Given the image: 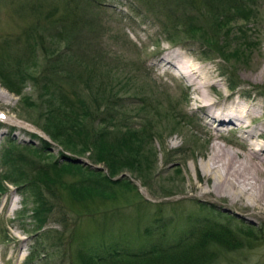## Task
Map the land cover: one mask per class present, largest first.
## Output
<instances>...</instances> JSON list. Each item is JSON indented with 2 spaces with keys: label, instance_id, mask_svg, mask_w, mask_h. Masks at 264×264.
Returning <instances> with one entry per match:
<instances>
[{
  "label": "rangeland",
  "instance_id": "1",
  "mask_svg": "<svg viewBox=\"0 0 264 264\" xmlns=\"http://www.w3.org/2000/svg\"><path fill=\"white\" fill-rule=\"evenodd\" d=\"M62 3L0 0L2 61L22 64L12 76L19 94L0 84V264H70L80 243L101 250L111 245L138 249L144 229L157 224L152 215L158 210L168 222V238L196 217L225 224L241 237L252 230L243 237L248 241L244 247L224 252L214 264H264V216L250 206L229 204L227 197H201L194 190V185L213 180L201 169L212 143L241 150L237 141H264V0L245 2L256 17L234 20L228 37L216 35L218 45L232 48L243 40L249 45L237 57L225 53L226 59L180 30L193 18L210 29L215 15L231 0H78L70 5L80 19H73L76 26L54 21ZM173 14L179 17V29L174 28ZM168 52L211 72L215 83L209 95L248 112L242 122L253 135L241 138L230 123L206 120L204 111L192 107V90L159 64ZM42 67L48 69L55 94L60 87L67 95L88 99L102 85L113 87L123 110L117 111L121 116L115 117V125H142L148 133L153 126L147 140L140 142L139 151L148 161L110 174L102 163L92 161L89 151L78 156L79 161L62 159L66 149L61 141L50 140L41 129L46 124V81L32 78ZM18 74L27 79L19 82ZM172 113L182 119L177 126L170 120ZM93 119L92 125L100 128L110 123L105 114L95 113ZM117 126L105 128L106 133H121L123 128ZM41 139L50 146L44 149ZM66 161L119 179L115 197L90 194L74 200L70 183L90 187L100 178ZM261 171L264 178V168ZM123 181L128 184L122 186ZM37 201L43 204L38 219L32 214ZM32 247L42 252L38 259L28 257Z\"/></svg>",
  "mask_w": 264,
  "mask_h": 264
},
{
  "label": "trees",
  "instance_id": "2",
  "mask_svg": "<svg viewBox=\"0 0 264 264\" xmlns=\"http://www.w3.org/2000/svg\"><path fill=\"white\" fill-rule=\"evenodd\" d=\"M77 1L54 0L58 3L63 2V8L54 21L63 24L72 23L76 26L73 19L77 21H80V19L77 13L70 8V5L74 4L75 6ZM248 1L231 0V5L215 15L210 29L198 24L196 19L193 18L186 28L181 27L180 34L184 35L185 38L199 39L205 48L210 52L219 54L221 57L225 58L224 54L228 52L231 56L237 57V55L242 54L243 48L248 49L249 45L244 40L237 46L235 43L232 48H229L228 45H218L216 35L220 34L221 37H228L231 34L227 29L228 25L234 20H247L256 17V13L245 5V2L247 4ZM171 17L174 20V28L179 29L178 15L173 14ZM237 32L242 33L241 30ZM28 49L33 50L32 47H28ZM42 55H45L43 51ZM33 56L35 55L32 54ZM51 56L49 54L45 58L49 59ZM21 65L20 61L15 62V64L4 62L0 55V84L15 94H19V89L14 88L12 76L20 70ZM29 66L27 65V67ZM25 68L23 67L22 71H25ZM41 71L42 73H40ZM41 71L32 78L36 81H46V85L42 86L45 91L42 98L46 105V124L41 129L49 136L50 140L59 139L61 141L66 149L61 152L62 159L67 160L69 158L70 160L72 158V160H75L73 158L89 151L92 161L102 163L110 174L116 173L121 168L130 170L134 165L140 168L141 164L148 161L149 156H142L139 149L140 142L147 140L153 126H151L148 133L142 125L137 129H133L125 123L115 125V117L119 119V116H121L117 111L123 112V110L118 102L117 91L113 87L102 85L92 91L91 98L88 97V99L85 97L84 99L79 98L82 97L81 95H67L58 86L59 93L55 94L47 79L48 69L42 67ZM17 76H20L19 82L21 83L27 79L25 74H18ZM88 82V79H86L84 84H88ZM85 87H88V85H85ZM95 113L105 114L110 123L103 128L98 125L93 126ZM170 115V120L175 126L182 122L177 113ZM121 120V122H126L124 117ZM116 126L123 128V131L116 133L115 136L106 133L105 128L116 129ZM40 141L44 149L50 146V143L46 140L41 139ZM75 141L80 142L76 143ZM76 147L78 149H75ZM68 153L74 157H69ZM66 162L69 167L83 169L87 173H94L95 176L100 178L98 183L89 184L90 187L84 184L81 185L77 181L70 183L68 189L74 200L80 201V199L90 194L115 197L113 188L119 185V179L111 180L87 165L72 161ZM127 184L123 181L122 186ZM143 203L148 204L145 201ZM42 206L43 204L37 201L36 208L32 209V214L37 219L43 211ZM158 212L159 210L152 215L156 216L155 221L157 224L144 229L145 239L138 249L132 250L111 245L101 250L97 245L80 243L73 251L70 264H214L224 252L244 247L248 241L243 237L248 238L253 234L252 230H247L244 231V236L241 237L237 230L231 229L225 224L208 220L207 217H196L191 220L187 219V226L183 229H177L176 233L173 232V237L168 238V222L161 214L158 215ZM150 217L151 215H145L143 218ZM41 254L42 252L38 253L36 247H32L29 249L28 257L37 258Z\"/></svg>",
  "mask_w": 264,
  "mask_h": 264
},
{
  "label": "bare ground",
  "instance_id": "3",
  "mask_svg": "<svg viewBox=\"0 0 264 264\" xmlns=\"http://www.w3.org/2000/svg\"><path fill=\"white\" fill-rule=\"evenodd\" d=\"M171 54L168 52L161 56L159 64L171 70L178 80L192 90V107L204 111L206 120L230 123L241 135L247 134L249 137L253 135L251 129H246L247 124L242 122V118L248 112L243 113L244 110L242 111L236 104L233 105L234 102L227 105L215 102L211 98L208 90L215 83L212 81L211 72L188 60L178 59L180 54ZM1 92L6 93L3 89ZM257 134V137H262L261 134ZM241 135L243 138L244 135ZM215 138H220V134H216ZM236 146L241 150L212 143L205 160L201 163V169L204 174L213 177V180L209 184L206 182L194 185V190L201 197L205 195L227 197L229 204L250 206L264 216V178L261 171L264 168V141L241 140L237 141Z\"/></svg>",
  "mask_w": 264,
  "mask_h": 264
},
{
  "label": "water",
  "instance_id": "4",
  "mask_svg": "<svg viewBox=\"0 0 264 264\" xmlns=\"http://www.w3.org/2000/svg\"><path fill=\"white\" fill-rule=\"evenodd\" d=\"M75 160L79 161V160H81V159H80V158H78V157H76V158H75Z\"/></svg>",
  "mask_w": 264,
  "mask_h": 264
}]
</instances>
